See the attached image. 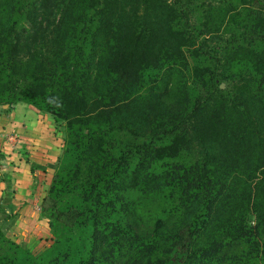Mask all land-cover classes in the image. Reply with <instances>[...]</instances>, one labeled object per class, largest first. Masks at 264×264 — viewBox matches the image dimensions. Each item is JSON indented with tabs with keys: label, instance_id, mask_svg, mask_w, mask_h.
I'll use <instances>...</instances> for the list:
<instances>
[{
	"label": "trees",
	"instance_id": "trees-1",
	"mask_svg": "<svg viewBox=\"0 0 264 264\" xmlns=\"http://www.w3.org/2000/svg\"><path fill=\"white\" fill-rule=\"evenodd\" d=\"M226 23L264 40V0L210 5L199 35ZM190 30L180 0H0V107L63 122L71 157L55 244L0 264H264V47L230 46L232 93L194 98Z\"/></svg>",
	"mask_w": 264,
	"mask_h": 264
},
{
	"label": "rangeland",
	"instance_id": "rangeland-1",
	"mask_svg": "<svg viewBox=\"0 0 264 264\" xmlns=\"http://www.w3.org/2000/svg\"><path fill=\"white\" fill-rule=\"evenodd\" d=\"M180 1L188 16L190 31L195 37V48L199 50L201 55L198 58L192 55L191 51H188L190 65L192 67L205 65L213 71V88L205 93L204 89H201L197 84H193L191 97L196 94L207 97V94L213 92L215 94L230 95L234 80L238 79V76L230 73L228 74L230 77H227L219 59L223 58L225 52L232 45L251 44L256 47H264V40L247 35L237 28L229 27L227 23L221 26L220 32L217 34L200 36L199 29L209 6L224 7L231 0L225 2L223 0ZM21 105H23L22 109L28 106L27 111L34 108L35 111L40 112L38 114L42 118H37V125L41 129L36 131V129L30 127L31 123H27L28 120L24 119L28 115L33 116L32 112L34 111L26 112L25 116L17 115L15 107L1 106L0 160L6 159L3 150L6 147L12 148L11 152H18L21 149V152L18 153H22L19 161H28L31 152H34L36 147H43V145L35 144L36 136H43V141L46 142L51 139L55 148L53 149V155L50 154L52 155L50 166L48 168H32L31 174H25L30 176L29 178H25L23 173L19 177L15 176L16 171L14 169L11 171V168H16L18 163L13 160L7 164L9 169H5L7 166L4 167L0 164V229L4 239L8 242L5 249H0V258L19 252L17 246L38 256L55 244L56 238L49 227L48 218L45 216L48 208L46 198L54 174L61 167L70 165L71 162V157L64 152L66 136L64 123L55 121L51 114L41 112L34 106L26 103H21ZM3 144H5L4 147ZM22 181L30 183V185L24 186ZM13 200L15 203H13Z\"/></svg>",
	"mask_w": 264,
	"mask_h": 264
},
{
	"label": "crops",
	"instance_id": "crops-1",
	"mask_svg": "<svg viewBox=\"0 0 264 264\" xmlns=\"http://www.w3.org/2000/svg\"><path fill=\"white\" fill-rule=\"evenodd\" d=\"M20 105H21V103L17 104L15 106L16 113H18L17 115H24L25 116L26 112L34 111V112H32L33 116L28 115V116L24 117V119L28 120L27 123H31V125L29 124L30 127L36 129V131L41 129V127H39L37 125V118L38 119L42 118L38 114L40 112L35 111L34 108H33V110L27 111L28 110L27 109L28 106H26V108H24L26 110H24V109L21 108V107H23V105H21V106ZM19 110H20V112H19ZM36 138L37 139L35 140V144L43 145V147L42 148L36 147L34 152L30 151L31 155L29 156V160L28 161H19L20 157H22V153L18 154L19 151L21 152V149L18 150V152H13V151L11 152L12 148H6V147H4L5 144H3V147H4L3 150H4V153H5V158L6 159L0 160V164L3 165L4 167H6L7 164H9L11 160L17 162L18 164L16 165V168H11V171H12V169H14L16 171L15 176H17V177H19L20 174L23 173L25 178H29L30 177V176H27L25 174H31L32 168H34V169H37V168H40V167L48 168L50 166V161H52V155L54 153L53 149L55 148V146H54L53 141L51 139H50V141L46 142V141H43L44 140L43 136H36ZM51 153H52V155H50ZM0 159H1V157H0ZM5 169H9V166H7ZM22 184L24 186H29L30 185V183H27V182H24V181H22ZM13 203H15L14 200H13Z\"/></svg>",
	"mask_w": 264,
	"mask_h": 264
}]
</instances>
